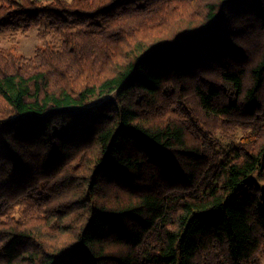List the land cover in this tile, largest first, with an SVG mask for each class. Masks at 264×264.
Wrapping results in <instances>:
<instances>
[{"label": "trees", "instance_id": "1", "mask_svg": "<svg viewBox=\"0 0 264 264\" xmlns=\"http://www.w3.org/2000/svg\"><path fill=\"white\" fill-rule=\"evenodd\" d=\"M43 22L0 48V264H262L264 0H0Z\"/></svg>", "mask_w": 264, "mask_h": 264}, {"label": "rangeland", "instance_id": "2", "mask_svg": "<svg viewBox=\"0 0 264 264\" xmlns=\"http://www.w3.org/2000/svg\"><path fill=\"white\" fill-rule=\"evenodd\" d=\"M48 1V0H44ZM47 27V23L43 22L40 26H33L26 34H18L17 43L13 44L10 30L0 31V48H11L12 46L18 48V53L23 54L26 57L32 56L36 44L39 42L38 34ZM243 135L242 130H238L228 136L219 135L220 148L226 149L230 145L236 144L237 141ZM257 176V177H256ZM264 185V175H255V179ZM261 262L264 264V253L261 254Z\"/></svg>", "mask_w": 264, "mask_h": 264}]
</instances>
